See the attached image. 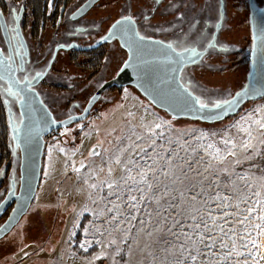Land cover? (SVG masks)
Segmentation results:
<instances>
[{
  "label": "rangeland",
  "instance_id": "1",
  "mask_svg": "<svg viewBox=\"0 0 264 264\" xmlns=\"http://www.w3.org/2000/svg\"><path fill=\"white\" fill-rule=\"evenodd\" d=\"M154 1L102 0L100 5L89 14L88 20L98 21L99 27L105 33L122 16L128 5L135 14L151 15ZM177 1H184L183 7H180L178 11H175L174 8L170 16H168L169 13L162 12L171 5L175 6L173 3ZM256 2L260 8L264 6V0H256ZM218 3L224 10L223 25H221L222 28L216 41L211 43L215 47L208 50L209 44L203 43L204 36H202L204 33L202 28L203 8L210 6L211 16H213L218 10ZM184 7L189 9L190 20L194 15L201 19V25L198 27L196 24L198 28H194V25L189 30H185V33L178 38L179 41L171 39L169 42L175 43L179 49L195 47L199 54L206 53L199 63L186 70V78L193 84L194 91L208 104L231 98L243 87L250 70L252 37L249 1L166 0L165 4L161 6V12L159 9L157 14H152L147 24L152 28L161 24V31H164V27L171 22H178L177 13L184 10ZM186 11L187 9L184 10V13ZM182 22L179 23L182 24ZM185 22L188 23L186 20ZM198 33V39L192 43L191 36H196ZM164 34L170 33L164 32ZM107 52L105 75L103 74L102 77V80L105 81L115 78L128 58L127 51L118 42L108 45ZM59 58L58 69L62 70L63 75L77 74L79 76H72L70 79V85H75L71 91H75V89L78 92L81 89L83 91L75 95L70 93V97L67 98L65 97L67 94L54 93L47 96L48 100L55 107L63 105V108L66 109L70 103L77 100L81 107L79 112L82 113L91 97L101 86L102 80L96 79L89 83L85 77L90 74L80 76V69L68 63L66 53L62 52ZM84 60L81 58L80 62ZM260 109H264V99L248 103L230 119L215 124H206L173 118L165 111L156 108L134 87L128 86L107 91L87 119L51 132L45 137L42 173L37 194L19 224L0 240V264H125V260L116 256L113 247L106 243L112 237H109L107 233L104 237L98 234V229L103 230V227L107 226L108 216L99 215L103 204H93L92 200L88 198L90 190L82 184V180L88 177V170L76 173L73 171L72 165L80 167L81 161L84 164L92 163V148H97L101 154H104L105 150L113 151L131 129L135 128L137 133H140L143 131L141 125H151L153 122L164 125L163 129H154V131L157 133L163 131L169 139L179 142V144L169 145L157 140V144H163L166 150L176 148L182 156L194 151L196 155L202 156L206 160L209 157L202 146L213 143L223 152L222 139L243 136L242 133H237L233 125L243 123L250 115L259 119ZM253 129V134L258 136L255 125H253ZM204 136H207L208 139H204ZM179 145L184 146L183 150L179 148ZM237 151L239 153V150ZM239 157L241 159L239 165L245 169L240 170L235 164L230 166L231 169L237 173L250 175L251 182L257 183L256 176L259 175V167H261L259 160L264 158L256 157L249 161L244 159L243 153H239ZM189 159H192L191 155H189ZM229 160L232 158L229 157ZM95 162L98 164L100 158L95 157ZM20 163L19 161L14 169L17 192L20 184ZM217 167H223V165H217ZM221 181L223 182V177H221ZM91 182V177H88V183ZM237 183L243 184L247 181L237 180ZM256 190L261 191L262 195L253 197V201L264 199V189L257 187ZM212 191L215 192L217 189L213 188ZM241 207L243 208L245 205H241ZM229 211L234 212L235 210L229 209ZM258 223H260L258 219L252 220V224ZM228 226L225 225V227ZM243 232L244 230L241 229L242 234ZM131 233L129 239H134L136 228H132ZM113 236L118 237L119 233H113ZM252 237L257 238L260 248L258 250L252 247L240 248L245 256L231 257L228 264H236L237 261L239 264H257V262L264 264V260L260 259V256L264 255V237H257L256 231L252 232ZM245 238L250 242L251 238ZM97 240L105 242L103 250L96 243ZM80 244H85L87 251L79 247ZM120 247L127 248L123 243ZM101 251H103V258L95 259V256ZM249 251L254 255L247 256L246 253ZM164 255L157 250L155 258L143 259L133 251L132 255L126 256L125 259L128 264H137L138 259L142 260V264H170L172 257L169 256L167 260H164ZM220 256L223 259L224 253H220ZM204 264H208L207 259Z\"/></svg>",
  "mask_w": 264,
  "mask_h": 264
},
{
  "label": "snow or ice",
  "instance_id": "2",
  "mask_svg": "<svg viewBox=\"0 0 264 264\" xmlns=\"http://www.w3.org/2000/svg\"><path fill=\"white\" fill-rule=\"evenodd\" d=\"M155 2L158 3L159 0ZM260 11L261 19L264 20V10ZM143 19L148 21L150 17L144 15ZM134 23L132 17L126 16L113 25L116 32L111 35L131 32L133 43H129L128 39H125V43L132 49L135 57L136 50L141 46L140 42L146 38L131 27L124 28V25L131 26ZM198 37L199 33L193 36L192 43ZM208 46L215 47L213 44ZM166 47L175 51V46L171 43ZM185 51L199 55L195 47L186 48ZM176 56L183 58L184 52H178ZM10 60L11 57L0 58V66H8ZM8 75L11 78V74ZM40 75L42 73H37V76ZM3 79L5 75L0 74V80ZM17 85L18 81H13L7 91L9 95L19 99V91H13ZM236 95L242 97L244 94ZM260 95L264 96V90ZM194 103L200 109L208 108L198 97L194 99ZM237 103L238 100L226 99L222 103H215L214 107L227 110ZM259 112V119L250 115L243 123L233 125L237 133H242L243 136L222 139L223 152L213 143L202 146L209 157L206 160L194 151L182 156L176 148L166 150L163 144H157V140L169 145L179 142L169 139L163 131H154L163 129L164 125L153 122L151 125H141L143 131L140 133L135 128L131 129L113 151L105 150L101 154L97 148H92V163L84 164L81 161L80 167L73 164L72 169L76 173L88 170V177H91L92 182L88 183V177H85L82 184L90 190L88 198L93 204H103L99 215L108 216L107 226L97 231L101 237L105 233L112 237L106 243L113 247L115 255L128 264L125 257L131 256L133 251L139 257L147 259L155 258L159 250L165 254L164 260L172 257L170 264H204L205 259L208 264H228L231 257L245 256L240 248L252 247L258 250L260 244L256 237H252V232L256 231L257 237H264V199L253 201L252 198L262 195L256 188L264 189V167H259L257 183H252L250 175L237 173L230 166L241 163L239 153H243L244 159L249 161L256 157L264 158V109ZM253 125L258 136L253 134ZM203 138L208 139L207 136ZM183 147L179 145L181 150ZM189 155L192 159H189ZM95 157L100 158L98 164ZM237 180L247 183L238 184ZM213 188L217 191L213 192ZM241 205L245 207L242 208ZM229 209L235 211L231 212ZM253 219H258L260 223L252 224ZM132 228H136V235L134 239H129ZM241 229L244 230L243 234ZM113 233H119V236H113ZM245 237L251 238L250 242ZM96 243L102 250L105 248L103 240H97ZM121 243L127 248L122 249ZM79 247L87 251L85 244H80ZM220 253H224L223 259ZM246 255L252 256L254 253L249 251ZM101 258L103 251L95 256V259ZM260 259L264 260V255ZM137 264H142V260L138 259Z\"/></svg>",
  "mask_w": 264,
  "mask_h": 264
},
{
  "label": "flooded vegetation",
  "instance_id": "3",
  "mask_svg": "<svg viewBox=\"0 0 264 264\" xmlns=\"http://www.w3.org/2000/svg\"><path fill=\"white\" fill-rule=\"evenodd\" d=\"M88 1L74 0L70 2L64 0L61 3L60 0H48L44 3V5L47 3V8L44 7L43 12H40L31 0H0V58L11 57L8 66H0V74L5 75V79L0 80V205L5 201L13 183H15L14 169L17 163L19 161L22 163L21 146L19 141L14 139L12 133L15 131L19 134V124L22 121L20 105L23 100V90L35 92L58 121L81 114L79 112L81 107L77 100L70 103L67 109L63 108V105L55 107L48 100V97L54 93L67 94L65 95L67 98L70 97V93L75 95L83 91L82 89L79 92L76 89L71 91L75 85H70V79L77 74L63 75L62 70L58 69L59 57L62 52L68 56L70 65L80 69V76L90 74L85 79L91 83L96 79L102 80L108 58V45L114 42H118L120 45L121 43L119 40H113L95 48L96 45L109 34L117 21L123 20L126 16L132 17L135 21L132 26L135 27L139 35L164 42H169L171 39L178 40L185 30H189L194 25V28L201 25V19L194 15L190 20L189 9L184 7V10L187 9L186 13L184 10L177 13L178 22H171L164 27V31H161V24L152 28L143 19L146 14H135L128 5V9L126 8L122 16L104 33L99 27L98 21L88 20L89 14L100 5L102 0L85 15L76 18V13ZM165 2L166 0H159L158 3L154 1L151 15L148 16L157 14L159 9L161 12V6ZM183 3L184 1H177L173 3L175 6L171 5L162 12L169 13L168 16H170L172 10L175 8V11H178L180 7H183ZM218 4V10L213 16H211L210 6L203 8V43L215 42L222 28L224 10L220 3ZM45 11H47L46 14H44ZM180 21H183L182 24L179 23ZM160 31L161 34H159ZM175 31L176 33H174ZM164 32L170 34H164ZM210 49L211 47L208 48V50ZM78 57L85 59L81 61L84 66L82 68L75 62ZM96 63H100V66L94 70L93 67ZM8 73L11 74V78ZM37 73H42V75L37 76ZM13 81H18V85L13 91H19V99L9 95L7 91ZM109 81L102 80L101 86L96 92ZM114 89L115 87L110 90ZM10 121L14 124V128ZM13 208L14 202L0 217V226L7 220Z\"/></svg>",
  "mask_w": 264,
  "mask_h": 264
},
{
  "label": "water",
  "instance_id": "4",
  "mask_svg": "<svg viewBox=\"0 0 264 264\" xmlns=\"http://www.w3.org/2000/svg\"><path fill=\"white\" fill-rule=\"evenodd\" d=\"M99 1L89 0L76 13V18L85 15ZM248 1L252 37L250 70L243 87L227 99L238 100L239 103L227 110L214 107L215 103H222L224 100H218L212 104L206 103L194 91L193 84L185 76L186 70L199 63L206 54L205 52L195 57L185 49H179L175 43L146 38L140 42L141 46L136 50L134 57L132 49L125 43V39H128L129 43H133L131 40L132 33L124 31L111 35V33L116 32L114 27L106 36L109 38L102 39L95 48L113 40H119L128 53V58L124 63L128 66L124 67L123 65L117 76L105 83L91 97L80 115L58 121L35 92L23 90V102L20 105L22 121L19 124V134L15 131L12 133L21 146L20 184L17 192L16 183H13L5 201L0 205L1 217L14 202V208L9 217L0 226V240L5 238L19 224L30 209L37 194L42 173L45 137L51 132L87 119L103 94L111 88L134 87L156 108L165 111L173 118L206 124H215L234 117L248 103L264 99V96L260 95V92L264 90V34H262L264 20L261 19L260 10H264V6L260 8L256 0ZM129 27L135 30L132 25H124L125 29ZM169 43L175 46V51L167 49L166 45ZM178 52H184V57H177L176 53ZM181 60L183 62H180ZM237 93L244 95L242 97L237 96ZM197 97L207 104L208 108L200 109L199 105L194 103V99ZM10 124L14 128L11 121Z\"/></svg>",
  "mask_w": 264,
  "mask_h": 264
},
{
  "label": "trees",
  "instance_id": "5",
  "mask_svg": "<svg viewBox=\"0 0 264 264\" xmlns=\"http://www.w3.org/2000/svg\"><path fill=\"white\" fill-rule=\"evenodd\" d=\"M33 3H34V5H35V8L36 9H38V11H40V12H43L42 10H43V8L45 7V8H47V3L44 5V3H45V1H48V0H31ZM61 1V3L64 1V0H60ZM70 2L71 1H74V0H69ZM47 13V11H45L44 12V14H46ZM41 14V13H40ZM80 60H81V57H78L76 60H75V62L78 64V66L79 67H84V66H82V62H80ZM80 62V63H79ZM100 66V63H96L95 65H94V67H93V69L94 70H97L98 69V67ZM117 89H121V88H116L115 87V89L114 90H117ZM262 100V99H261ZM256 102V101H255ZM230 118H232V117H230ZM230 118H228V119H230ZM259 163H260V166L261 167H264V159H260L259 160ZM247 165V164H246ZM246 165H245V167H246ZM252 165V164H251ZM240 170H243V169H245L244 167H242V165H238L237 166Z\"/></svg>",
  "mask_w": 264,
  "mask_h": 264
}]
</instances>
